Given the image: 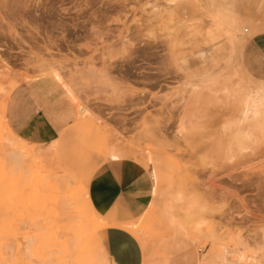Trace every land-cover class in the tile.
<instances>
[{
    "label": "rangeland",
    "instance_id": "rangeland-1",
    "mask_svg": "<svg viewBox=\"0 0 264 264\" xmlns=\"http://www.w3.org/2000/svg\"><path fill=\"white\" fill-rule=\"evenodd\" d=\"M261 31L264 0H0V264H113L90 191L115 159L153 181L127 225L144 264H264V134L204 159L234 122L223 104L179 133L194 90L264 87L247 54ZM40 108L60 125L43 145L17 134Z\"/></svg>",
    "mask_w": 264,
    "mask_h": 264
},
{
    "label": "crops",
    "instance_id": "crops-1",
    "mask_svg": "<svg viewBox=\"0 0 264 264\" xmlns=\"http://www.w3.org/2000/svg\"><path fill=\"white\" fill-rule=\"evenodd\" d=\"M247 54L254 67L264 73V31L249 39ZM59 129V123L40 108L18 125L17 134L28 142L43 145L56 140ZM115 160L95 175L90 191L96 210L111 223L100 232L104 243L101 246L103 258L113 264H144V248L127 225L151 202L153 181L145 167L136 161Z\"/></svg>",
    "mask_w": 264,
    "mask_h": 264
},
{
    "label": "bare ground",
    "instance_id": "bare-ground-1",
    "mask_svg": "<svg viewBox=\"0 0 264 264\" xmlns=\"http://www.w3.org/2000/svg\"><path fill=\"white\" fill-rule=\"evenodd\" d=\"M195 1H201V0H195ZM53 76L54 75H52V77ZM212 90H210L206 95L205 93H202V92H196L198 91L197 89L194 90L195 93L192 94L191 97H189L190 99L188 100V103H187L188 105H186L187 107L189 106V109L186 111L185 114L183 113L184 116L179 126L180 127L179 133L182 134L187 140H189L191 138H194L196 135L202 134L203 132V123L206 121L205 119L207 118L209 114V112L208 114L206 112L207 110L204 107L205 105L206 106L209 105L208 107L210 108V106H212L211 104H223L225 108H230V110L232 111L234 122L231 124L225 123L222 126V133L225 136L224 140L221 138H218L217 140L213 142L212 144L213 146L209 147V145H207L204 148H202L204 159L208 157V152L210 150L215 151L216 153H218V155L220 154V152H223L222 154H226L227 152L233 149H236L239 152H242L249 147L248 141L252 137L254 132H259L260 134H264V104H262V102H264V87L263 88L248 87L244 91H242L240 95H238L237 92H239L240 90L239 86L237 85L236 86H225L222 89L223 97H221L222 95L221 96L218 95L219 92L210 93ZM116 149H117V146L114 147V150ZM67 181L70 182L68 179ZM89 184H90L89 177L87 179H84L81 183H79L81 187L80 189H82L83 194H85L84 199L88 201L90 209L92 210V212L96 216L95 218L97 219V218H100V216L93 209L92 205L89 203V198H88L89 197ZM69 191L67 193H69ZM93 222L95 221L93 220ZM134 232H137V231H134ZM211 256L212 258H214L213 254ZM219 257L221 256L219 255ZM212 258L208 260V264H209V261L214 262ZM216 258H218V256ZM222 260L226 263L229 262L228 257L226 255L222 257ZM215 264H218V263H215Z\"/></svg>",
    "mask_w": 264,
    "mask_h": 264
},
{
    "label": "snow or ice",
    "instance_id": "snow-or-ice-1",
    "mask_svg": "<svg viewBox=\"0 0 264 264\" xmlns=\"http://www.w3.org/2000/svg\"><path fill=\"white\" fill-rule=\"evenodd\" d=\"M262 104H264V102H262Z\"/></svg>",
    "mask_w": 264,
    "mask_h": 264
}]
</instances>
